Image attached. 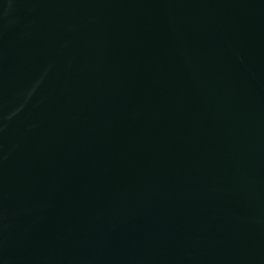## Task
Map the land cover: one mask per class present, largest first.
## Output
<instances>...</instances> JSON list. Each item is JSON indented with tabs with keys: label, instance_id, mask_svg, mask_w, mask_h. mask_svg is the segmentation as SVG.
<instances>
[{
	"label": "water",
	"instance_id": "1",
	"mask_svg": "<svg viewBox=\"0 0 264 264\" xmlns=\"http://www.w3.org/2000/svg\"><path fill=\"white\" fill-rule=\"evenodd\" d=\"M0 264H264V0H0Z\"/></svg>",
	"mask_w": 264,
	"mask_h": 264
}]
</instances>
